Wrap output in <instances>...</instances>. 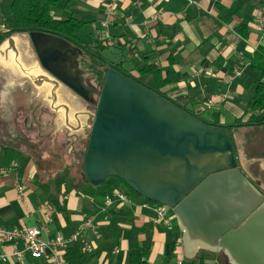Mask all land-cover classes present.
Wrapping results in <instances>:
<instances>
[{
    "label": "crops",
    "instance_id": "crops-1",
    "mask_svg": "<svg viewBox=\"0 0 264 264\" xmlns=\"http://www.w3.org/2000/svg\"><path fill=\"white\" fill-rule=\"evenodd\" d=\"M80 2L97 17L86 22L85 27L90 25L88 31L93 39L88 46L95 49L106 43L110 49L123 52L126 55L120 60H106L114 66L121 64L122 69L132 71L134 75L144 64H155L160 69L162 79L168 77L174 80L162 89L161 94L194 112L207 123L228 127L231 135L237 136L239 161L247 158L245 164L250 172L241 168L253 180L264 181V104L259 108L253 107L257 101L264 102V58L260 57L261 49H264V37L257 29L264 0ZM98 20H101L102 28ZM68 48L79 50L77 56L71 57L74 67L75 58L78 63L82 58L92 60L90 70L82 69L80 63L78 69L92 73L94 84L101 86L104 81H101L98 73L102 72L105 76L104 69L108 66L99 67L102 62L100 58L93 57L83 47L69 45ZM127 60L132 62L134 68H126ZM72 76L81 79L77 75ZM82 77L87 80L89 75L82 74ZM145 80L147 84L156 87L153 79ZM210 101L214 105L207 108ZM208 110H215L217 117L213 120L204 119L202 116ZM2 130L0 227L11 230L41 227L44 217L42 207L45 206L52 212V222L43 233V240L61 237L67 243L65 251L75 244H79L85 251L95 250L103 230L110 222L109 209H105V197L95 187H90V190L83 193L68 188L60 197L49 199L38 191L35 184L38 164L32 154L18 149L14 141L5 139L6 132ZM250 134L253 137H249ZM246 145H252L257 152L252 154L251 159L246 157ZM12 163L17 166L11 168ZM20 188H23V196ZM120 189L128 196L125 189ZM129 199L130 204L125 207L133 209L132 219L121 225L113 249L99 255L92 264H125L130 251L142 247L145 234L140 233V229L147 225L153 235L148 264H184L186 260L200 264L198 259L192 262L198 254L194 259L185 257L182 235L174 256H170L169 230L178 228L171 208L169 225L154 224L153 219L157 216L155 207L158 205L144 198L135 203ZM123 207L117 206L118 209ZM88 220L94 221L95 230L84 231L77 242L69 241ZM15 248L20 257L13 254ZM0 253L8 255L7 261L1 264H54L47 259H34L22 240L0 243ZM217 254L208 256L204 264H229L223 253V256Z\"/></svg>",
    "mask_w": 264,
    "mask_h": 264
},
{
    "label": "water",
    "instance_id": "water-1",
    "mask_svg": "<svg viewBox=\"0 0 264 264\" xmlns=\"http://www.w3.org/2000/svg\"><path fill=\"white\" fill-rule=\"evenodd\" d=\"M0 33L8 35L0 45V96L8 81H28L56 115L57 131L88 137L85 183L116 178L171 208L187 259L206 251L223 253L229 264H264V190L240 169L228 127L205 122L110 63L89 112L84 85L64 69L78 49L46 34Z\"/></svg>",
    "mask_w": 264,
    "mask_h": 264
},
{
    "label": "trees",
    "instance_id": "trees-1",
    "mask_svg": "<svg viewBox=\"0 0 264 264\" xmlns=\"http://www.w3.org/2000/svg\"><path fill=\"white\" fill-rule=\"evenodd\" d=\"M80 3V0H11L10 2V14L11 22L10 24H5L6 30H10L13 33H41L46 34L60 40L68 42L73 47L81 48L83 47L89 52L93 57L100 58L102 61L99 67L107 66V60L104 58L99 51H93L92 46L85 45L79 38L80 33L86 26V22L82 21L74 14V10ZM1 14V13H0ZM0 16V25L3 24V20ZM1 31V30H0ZM8 37L0 33V45ZM82 44V45H81ZM96 50H101L100 46L95 48ZM260 57L264 58V49H261ZM117 69L121 71L127 77H133L138 82L149 86L158 93H162V89L167 85L174 82L172 78L166 77L162 79L160 69L155 64H144L142 68L137 70V75H134L132 71H126L122 69V65H116ZM101 76V81H104V74L99 72ZM146 78L153 79L156 83V87L147 84ZM102 86V85H101ZM264 104L262 100L257 101L253 104V107H261ZM188 111V110H187ZM190 112V111H188ZM194 114V112H190ZM217 125V124H216ZM230 131V130H229ZM234 148L236 152H239L237 147L236 139L231 135ZM87 147V146H85ZM84 158V154H83ZM40 167L38 166V172L35 176V184L38 191L44 193L49 199H55L60 197L67 192L68 188L74 189L81 193L84 192L85 184L91 187L89 183H85L83 180L84 173L82 170V179L77 182V180L71 175L70 169L66 168L62 172L58 173L54 178L45 181L41 177L39 172ZM82 169V164H81ZM124 184V183H123ZM126 193L135 203L138 199L142 198L131 187L124 184ZM96 191L101 196L112 195L115 191H122L117 188L113 182L107 180L104 185L100 187H95ZM153 204L161 205L152 201ZM110 216L109 225L103 230L101 241L95 250H83L79 244H75L67 248L65 251L64 259L67 264H92V262L99 257L104 252H110L115 244V241L120 233L121 225L129 222L133 217V209L130 207H123L118 209L117 207H111L108 210ZM149 225L144 226L140 229V233L145 234V240L142 247L138 250L130 251L125 264H148V259L151 254L153 245V235L149 229ZM181 232L177 228L175 230L170 229L168 235V247L170 256H174L176 251V245L178 240L181 238ZM214 255L213 253L201 251L198 253L196 259L200 260V264H204L205 259ZM217 256H223L222 253H218Z\"/></svg>",
    "mask_w": 264,
    "mask_h": 264
},
{
    "label": "rangeland",
    "instance_id": "rangeland-1",
    "mask_svg": "<svg viewBox=\"0 0 264 264\" xmlns=\"http://www.w3.org/2000/svg\"><path fill=\"white\" fill-rule=\"evenodd\" d=\"M10 2L11 0H1L0 16L2 17L1 19L3 22L1 23L3 24L0 25V30H6L4 23L10 24L11 22ZM84 6L85 5H81L80 2L74 10V14L85 22L93 20V17L97 19V17L93 16ZM100 21L101 20H98V22ZM99 27L102 28L101 22ZM89 28L90 25L87 26V28L85 27L79 35L82 43L86 45H90L93 41L92 37L89 35ZM107 46L108 45L105 43L100 46L101 50H92L99 51L103 57L109 60L119 59L126 55L123 52H116L114 49H110V47ZM29 52L33 54L31 48ZM127 61L126 68L130 69L132 67V62L130 60ZM91 62L92 60L89 61L85 58L79 60L80 67L84 70H90ZM132 68H134V66ZM7 81L8 80H6V82ZM12 89L15 90L12 93L13 95L11 96L8 94L5 96V92ZM7 93L8 92H6V94ZM3 100L5 101L4 103ZM0 103V129L2 130L4 128L2 132H6V136H4L5 139L14 141L18 149L32 154L40 167L39 172L43 180L48 181V179L54 178L58 173L68 168L77 182L81 181L83 177L81 164L83 162V154L86 150L85 146H87V136L80 135L69 137L65 131H57L55 128L56 115L48 108L42 106L37 100L35 91L28 81H8L7 86L1 93ZM86 110L95 112L89 109L88 106H86ZM202 117L206 120H213L217 117V113L215 110H208ZM249 137H253V134H250ZM235 139L237 140V136ZM244 149L246 157L250 159L253 155L257 154L252 145H246ZM246 160L247 158H245V160L240 159L241 167H244L250 172V168L245 164ZM254 169L257 170L258 168H253V170ZM109 180L113 182L117 188H126L123 182L116 178H110ZM84 186H86L84 187V192L91 189L86 184ZM184 264L192 263L186 260Z\"/></svg>",
    "mask_w": 264,
    "mask_h": 264
},
{
    "label": "built area",
    "instance_id": "built-area-1",
    "mask_svg": "<svg viewBox=\"0 0 264 264\" xmlns=\"http://www.w3.org/2000/svg\"><path fill=\"white\" fill-rule=\"evenodd\" d=\"M257 29L264 37V7L261 10ZM214 105L212 101L208 102L207 108H211ZM17 166L16 163H12L11 168ZM20 194L23 196V188H20ZM105 209L117 206H128L130 204L129 197L122 191H115L112 195L105 197ZM169 207L158 205L155 207L156 218L153 219L154 224H170ZM44 213L42 226L38 228H23V229H7L0 227V243H11L16 240H22L26 244L27 250L31 253L34 259H47L54 264H65L64 254L66 241L61 237H56L52 240H43L42 235L46 232L48 225L52 222V212L47 207H42ZM95 224L93 220L84 222L80 228L71 236L69 241L77 242L84 231L88 229L95 230ZM14 255L20 257V253L17 249H14ZM8 255L0 253V264L6 262ZM181 264V262H179Z\"/></svg>",
    "mask_w": 264,
    "mask_h": 264
},
{
    "label": "flooded vegetation",
    "instance_id": "flooded-vegetation-1",
    "mask_svg": "<svg viewBox=\"0 0 264 264\" xmlns=\"http://www.w3.org/2000/svg\"><path fill=\"white\" fill-rule=\"evenodd\" d=\"M78 54V53H77ZM77 54L75 53V55L77 56ZM74 55V56H75ZM75 60V67H74V64H72V63H68V64H66V65H64V69L66 70V71H69L68 73L70 74V75H77V76H79V77H81V81H83V83H84V87H85V95L86 96H88L89 98H90V100H89V102L87 103V106H88V108L89 109H91L92 111H96V108H97V102H98V99H99V95H100V91H101V88H102V86H99V85H97V84H94L95 82H94V77H93V75H92V73H84L83 71H82V69L80 70V69H78L79 67H78V61H77V58H75L74 59ZM82 74L83 75H86V74H88L89 75V77L87 78V80L86 79H84L83 77H82ZM73 77H76V76H73ZM88 83V84H87ZM13 91H15L14 89H12V90H7L6 92H8L7 94H6V92H5V96L6 95H13L12 93H13ZM5 101L3 100V103H4ZM231 134V133H230ZM236 154L238 155V163H239V167H240V169L242 170V172H244V174L254 183V184H260V188L261 189H263L264 190V181H262V180H253L242 168H241V166H240V161H239V152H236Z\"/></svg>",
    "mask_w": 264,
    "mask_h": 264
},
{
    "label": "bare ground",
    "instance_id": "bare-ground-1",
    "mask_svg": "<svg viewBox=\"0 0 264 264\" xmlns=\"http://www.w3.org/2000/svg\"><path fill=\"white\" fill-rule=\"evenodd\" d=\"M2 58H3V55L1 54V55H0V60H1Z\"/></svg>",
    "mask_w": 264,
    "mask_h": 264
}]
</instances>
